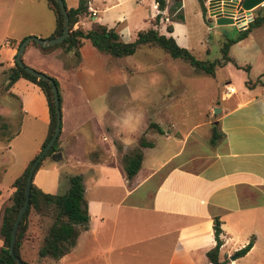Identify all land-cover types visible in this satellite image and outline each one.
<instances>
[{
	"label": "crops",
	"instance_id": "0c3cea01",
	"mask_svg": "<svg viewBox=\"0 0 264 264\" xmlns=\"http://www.w3.org/2000/svg\"><path fill=\"white\" fill-rule=\"evenodd\" d=\"M63 1L67 8H75L79 2ZM87 1L96 10V16L92 17L89 11L74 24V28H88L92 22H99L117 29L123 41L134 39L141 24L151 26L156 13L160 12L163 20L168 8L166 5V9L158 10L156 0H153V12L142 15L139 8L143 0ZM166 20L171 19L166 16ZM172 26L171 35L177 39ZM0 28L10 31V37H5L3 44L7 59L0 60V76H6V84L19 44L28 36L52 38L55 16L46 0H0ZM86 41L83 40L80 47L81 60L76 66L71 57L73 49L65 51L57 47L43 51L34 44L29 46L28 42L23 52L33 68L57 80L63 98L60 150L53 154L54 163L41 165L33 176V183L44 192L54 193L61 185L60 168L70 167L75 149L72 146L76 141L84 142L77 135L82 120L72 116L77 111L71 108V93L65 77L69 73L74 79L78 77V68L85 64L87 51L94 58L103 57ZM6 92L15 97L13 111L16 108L19 131L10 140L0 139V172L13 165L22 173L39 152L46 136L49 109L41 88L24 77L15 80ZM241 94L236 92L226 98L230 102L222 106L220 115L209 112L211 118L207 123L211 130L215 124L220 133L209 155L198 154L194 143L186 152L190 134L182 141L179 139L178 148L157 165L149 167L137 181L143 168L142 161L131 178L126 177L124 168L116 160L110 164L101 160L84 161V168L89 169L86 173L93 174L97 182L86 185L84 177L87 175L80 171L89 221L67 254L59 259H45L51 264H212L206 253L215 245L213 222L218 218L223 241L219 248L220 260L227 259V264H264V89L255 93L243 90ZM108 110L111 112L110 108ZM107 128L115 135L122 134L120 125ZM101 138L106 141V137ZM173 138L166 136L165 139ZM109 147L113 154V145L109 144ZM16 153L19 154L17 162ZM197 159L205 161L195 168L188 165ZM96 168L112 176L109 183L96 179ZM161 170L162 177L156 180ZM43 172L53 173L55 177L47 181L40 176ZM70 175L67 173L65 179L66 190ZM12 183L11 188L0 191V215L3 208L11 204ZM144 186L148 188L133 199L132 196ZM42 234L37 230L34 240H29L33 246L22 245L23 254L32 251L37 255ZM250 241L252 245L243 256L231 259L234 252Z\"/></svg>",
	"mask_w": 264,
	"mask_h": 264
},
{
	"label": "rangeland",
	"instance_id": "374dc122",
	"mask_svg": "<svg viewBox=\"0 0 264 264\" xmlns=\"http://www.w3.org/2000/svg\"><path fill=\"white\" fill-rule=\"evenodd\" d=\"M152 2L153 0H143L139 8L140 14H151ZM204 4L206 15L203 17L198 0H181L179 9L173 0H167L166 15L156 28L160 33L167 34L165 26L174 25V35L177 38L175 40L180 46L189 49L198 59L212 61L222 58L220 51L222 44L227 39L236 38L242 29L236 27L232 20L218 24L216 18L210 16L211 1L204 0ZM229 8L224 9L223 14L229 15L231 11L234 15L235 11L233 12L231 6ZM251 13L253 19L264 18V0L254 7ZM166 16L171 20H166ZM252 21L248 24L250 30L247 36L229 47L228 56L234 61L217 66L214 76L196 73L188 63L178 58H171L159 47L145 45L132 55L112 57L94 49L86 41V44L93 48L92 50L103 57L94 58L93 54L87 51L85 64L78 68V77L74 79L71 73L67 78L65 77V83L68 84L71 93V108L77 111L72 113V116L82 120L77 135L84 142L76 141L72 146L75 149L69 161L70 167L60 168L61 185L55 188L54 193L61 194L66 191L67 173L73 175L85 172L87 176L84 177V183L88 186L92 181L97 184L93 174L86 173L89 169L84 168V161L101 160L110 164L116 160L118 165L123 167L125 158L140 150L143 168L136 177L137 181L149 167L157 165L167 154L178 148L179 139L182 141V138L186 139L190 134L186 152L194 143L198 154L201 152L209 155L215 145L210 141L212 130L210 123H207L211 118L209 112L212 115H220L218 111L214 112V109H221L225 103H228L229 100L224 98V84L233 85L238 94L243 90L255 93L264 89V23L257 25ZM149 27V23H144L139 29ZM9 33L10 31L5 32V29L0 28V60L3 61L7 59L3 44L5 37H10ZM33 44V41H30L29 46ZM22 61L33 68L26 54L22 55ZM5 78V75L0 76V115H2L0 124L10 123L9 128L5 130L8 133L15 128L18 114L14 112L16 108L13 111V107L16 106L15 100L6 92ZM59 92L61 96L60 89ZM150 122H156L163 133L149 126ZM114 125L121 126V136L108 130L107 127L113 128ZM101 136L106 137V141H103ZM166 136L176 138L167 140ZM140 138L155 142L156 146L140 147ZM127 143L130 145L127 146ZM109 144L114 147L113 154ZM17 153L14 155L16 162L19 159ZM52 159H56L53 158V154L46 156L41 165H51L54 163ZM204 161L197 159L196 162L188 165L195 168ZM96 172L98 174L96 179L98 178L100 182L109 183L112 178L111 175L103 173L102 169L96 168ZM20 174L21 170H16L13 165L7 171L0 172V191L11 188L9 185ZM40 176L49 181L55 177V174L43 172ZM161 177L162 170L156 175V180ZM147 188V186L141 187L132 198L139 196ZM1 221L2 215H0V224ZM51 221L49 217L40 218L31 209L27 216L28 228L23 245L33 246L32 241L37 230L44 233ZM40 226L42 229H38ZM37 237H41V234ZM21 253L22 258L30 264L52 263L45 258H38L32 251L30 254H23L21 250Z\"/></svg>",
	"mask_w": 264,
	"mask_h": 264
},
{
	"label": "trees",
	"instance_id": "16d2710c",
	"mask_svg": "<svg viewBox=\"0 0 264 264\" xmlns=\"http://www.w3.org/2000/svg\"><path fill=\"white\" fill-rule=\"evenodd\" d=\"M46 1L55 16V29L51 35V37H54L62 33L64 28V17L56 0ZM166 1L167 0H156L158 10H164L166 8ZM173 1L178 8L181 6V0ZM198 2L201 8L202 16L204 17L206 15V6L204 4V0H198ZM66 10L69 17L68 36L63 41L48 47H43L34 41L33 43L43 51H50L57 47H62L65 51L73 48V53L71 56L74 59L73 66L78 65L81 60L80 47L83 44V40L86 39L99 52L112 57H124L132 55L137 51V49L145 45L159 47L171 58H178L188 63L196 71V73L214 76L217 66H222L229 61H234L228 56L230 45L245 38L250 30L248 26L247 28L240 30L236 38L227 39L220 48L222 58L209 61L196 58L189 49L180 46L176 42L175 38L171 35L173 31L172 24L166 25L165 29L167 33H169L168 35L160 33L156 28V26H158L160 23V19L162 18V14L160 12L156 13V15L151 19V26L149 28L138 30L132 41H123L117 29L108 27L107 25L99 22H92L88 28H84L82 26L74 28V24L80 18L87 16L89 13L87 9V0H79L77 7H66ZM252 23L260 25L264 23V18H254ZM19 77H24L37 84L46 97L49 109V124L46 136L40 146V152L51 138L56 124V111L51 85L48 81L36 78L35 76L26 72L14 61V66L10 68L8 72L9 82H7L5 85L6 89ZM50 77L53 78L52 76ZM53 80L55 81L59 90L57 80L55 78H53ZM9 96H11L12 99L15 98L12 94H9ZM59 97L61 107L60 92ZM0 118H2V115H0ZM9 125L10 123L8 124L7 122H2L0 124V139H4L5 141L10 140L19 131V123L17 121L15 128L12 131L6 133L5 130L9 128ZM149 126L157 129L160 133H163L162 128L156 122H150ZM1 130H3V132H1ZM219 135L220 133L216 129V125L213 124L212 135L210 139L211 142L214 143ZM59 136L60 133L47 153L38 162L34 174L39 169L43 159L46 156L52 155L60 150L58 146ZM153 145L154 143L152 141L145 140L144 138H140L139 140L140 147H153ZM39 152L33 157V159L29 161L23 172L13 181L12 187L14 188V191L11 195V204L3 208L2 221L0 224V264H18L9 254L8 247L10 243V232L12 230L16 215L24 201L26 177L30 165L38 156ZM141 161L142 153L140 150L134 152L132 156L125 158V164L123 168L127 178H131L137 173L141 165ZM68 180V189L61 194H54L42 191L37 185L33 183L32 177L29 204L21 221L19 222L14 244V253L21 260L25 261L22 258L21 248L28 228L27 216L31 209L34 210V212L40 216V218L49 217L52 219L51 223L43 233L40 243L37 247V256L40 259H59L63 255L67 254L74 247L79 233L86 228L89 221V213L87 211L86 202L83 198V176L81 174H73L69 176ZM213 230L215 245L207 251V258L212 264H227V259L220 260L219 258V248L223 241L220 238L222 230L220 228V221L218 218L214 219ZM251 245L252 241H250L243 248L234 252L233 255L235 258L243 256L250 249ZM25 262L30 264L27 261Z\"/></svg>",
	"mask_w": 264,
	"mask_h": 264
},
{
	"label": "water",
	"instance_id": "95a60500",
	"mask_svg": "<svg viewBox=\"0 0 264 264\" xmlns=\"http://www.w3.org/2000/svg\"><path fill=\"white\" fill-rule=\"evenodd\" d=\"M211 3H219V0H210ZM233 0H223V9H227L229 8L230 4H232ZM56 2L58 3L63 17H64V28L63 31L60 35L54 36L52 38H39L37 36H28L26 37L18 46L15 57H14V61L15 63L22 68L23 70H25L26 72L30 73L31 75L35 76L36 78L48 81L51 85V89H52V94H53V101H54V106H55V111H56V124H55V128L53 131V134L51 136V138L49 139V141L47 142V144L45 145V147L39 152L38 156L33 160L32 164L30 165L27 177H26V185H25V193H24V201L22 206L20 207L16 218L14 220L13 226H12V230L10 232V243H9V254L10 256H12V258L18 263V264H27L25 261L21 260L17 255H15L14 253V244H15V240H16V233L19 227V222L21 221L24 212L29 204V199H30V189H31V184H32V177L34 174V171L37 167L38 162L42 159V157L47 153V151L50 149V147L53 145L54 141L56 140L57 136L59 135L60 131H61V107H60V97H59V90L58 87L55 83V81L53 80V78H51L49 75L45 74L44 72L35 70L27 65H25L22 61V55L25 49V46L28 42L30 41H34L37 44L43 46V47H48L51 45H55L61 41H63L69 33V17H68V13L66 10V6L63 0H56ZM263 0H240L238 2L237 8L239 10L240 13H243L244 10H246L248 13L251 12V10L259 5L260 3H262ZM216 21L218 24H224L225 22H230L231 19L227 18L225 16L221 14L217 15L216 17ZM73 49V48H71ZM219 112L220 109H214V112ZM59 155V154H57ZM234 256H231V259H234Z\"/></svg>",
	"mask_w": 264,
	"mask_h": 264
},
{
	"label": "built area",
	"instance_id": "2783aa9c",
	"mask_svg": "<svg viewBox=\"0 0 264 264\" xmlns=\"http://www.w3.org/2000/svg\"><path fill=\"white\" fill-rule=\"evenodd\" d=\"M240 0H233L232 4H230L231 9H233V12L235 11V14H231L232 12L230 11L229 15L223 14L224 9L222 8L223 6V0H219V3L215 2L212 3V5L209 6V10L211 11V17L216 18L217 15L221 14L225 17L231 18V20L234 22L233 24L241 29H245L248 24L253 20L252 13H248L246 10L243 11V13H240L239 10L236 11L238 2ZM87 9L90 11V14L92 17L96 16V10L92 8L91 3L87 1ZM230 9V8H229ZM236 93V90L233 85L230 83H225L224 84V98H228L232 96L233 94Z\"/></svg>",
	"mask_w": 264,
	"mask_h": 264
}]
</instances>
